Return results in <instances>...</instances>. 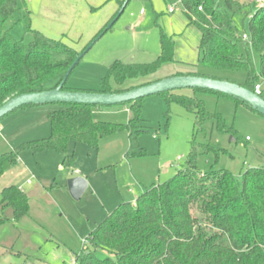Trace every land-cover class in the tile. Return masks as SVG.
I'll list each match as a JSON object with an SVG mask.
<instances>
[{"label":"rangeland","instance_id":"rangeland-1","mask_svg":"<svg viewBox=\"0 0 264 264\" xmlns=\"http://www.w3.org/2000/svg\"><path fill=\"white\" fill-rule=\"evenodd\" d=\"M124 0H20L19 11L6 23L15 41L30 44L29 30L53 41H62L81 53L115 17ZM245 2L247 0H238ZM261 1V0H259ZM252 2V9L259 6ZM262 2V1H261ZM222 5V0H217ZM175 13H170V10ZM145 15L141 16L140 12ZM249 10L236 15L240 35L248 34ZM162 30L175 42V63L167 64L148 80L159 82L177 74H187L198 64L200 33L188 26L179 0H130L124 13L74 69L66 87L76 92H98L101 82L115 62L150 64L161 53ZM100 36V35H99ZM259 74V56L249 51ZM222 77L243 83L245 75L223 73ZM136 82H127L123 88ZM53 83L46 85L51 88ZM262 86L264 99V81ZM113 91L120 90L114 80ZM192 97V90H179ZM206 112L220 116L228 129L221 132L208 120L201 132L195 128V115L178 103L169 104L163 95L145 98L142 125L148 131L138 139L145 156L127 158L130 140L127 132L103 139L96 151L84 143H70L73 163L63 162L53 150L33 153L21 150L16 167L0 180L1 192L17 186L30 200L29 215L12 221V210L0 209V264H74L78 255L90 248L88 238L119 205L132 203L153 185H161L186 169L193 145L210 146L218 152L198 150L197 165L202 173L227 170L235 178L250 168H264V117L235 100L210 93H196ZM47 104L19 109L0 121V155L24 144L50 136L48 115L61 109ZM97 122L128 124L130 105L94 108ZM180 158V161L178 159ZM85 179L87 189L80 200L69 191V182ZM32 182V185L28 184ZM132 193H129V192ZM99 257L107 253L99 250Z\"/></svg>","mask_w":264,"mask_h":264},{"label":"trees","instance_id":"trees-1","mask_svg":"<svg viewBox=\"0 0 264 264\" xmlns=\"http://www.w3.org/2000/svg\"><path fill=\"white\" fill-rule=\"evenodd\" d=\"M19 1L0 0V108L20 95L57 89L74 62L87 50L79 53L62 41L50 40L32 30H29L33 36L30 44L15 41L6 23L19 11ZM125 1L120 2V9ZM179 1L188 26L195 27L201 37L196 71L173 77L227 81L254 93L255 87L264 81V5L252 0L259 6L253 11L251 0H222V5L217 0ZM247 9V15H252L248 34L240 35L234 17ZM118 13L99 35L112 30L113 27L106 29ZM160 31L161 53L155 62H115L102 80L100 91L83 93L122 94L152 84L138 83L148 80L162 66L175 63L174 38ZM251 50L259 56V74L249 57ZM223 73L244 74L245 80L235 83L222 77ZM112 80L120 90L113 91ZM127 82L136 84L125 89ZM49 83H53L52 87L46 88ZM66 84L63 91L76 92ZM192 92V97L177 91L160 95L169 104L178 103L194 114L197 132L203 130L208 120L219 131H228L220 116L212 117L206 112L204 102L196 98L198 92L233 99L256 112L248 104L219 93ZM144 100L128 103L131 117L125 125L97 122L93 110L100 106L60 104L61 109L48 115L47 139L26 143L20 149L0 155V180L18 165L21 150L33 153L53 150L61 155L63 162L73 163L75 155L67 153L70 143H84L97 151L103 139L121 132H127L130 140L127 158L145 156L138 145L139 137L148 133L142 125ZM31 107L34 106L21 109ZM199 149L206 154L215 152L218 157V152L210 146L194 144L186 169L164 184L153 185L135 204L119 205L90 233V248L78 255L74 264H264V168H250L240 180L227 170L202 173L197 165ZM1 196L0 209L12 210V221L19 222L29 215L30 200L17 186L3 189ZM8 221L0 219V226ZM99 250L107 255L99 257Z\"/></svg>","mask_w":264,"mask_h":264},{"label":"water","instance_id":"water-1","mask_svg":"<svg viewBox=\"0 0 264 264\" xmlns=\"http://www.w3.org/2000/svg\"><path fill=\"white\" fill-rule=\"evenodd\" d=\"M129 0L120 9L116 18L110 23L106 30H110L117 20L124 13ZM100 35L81 56L74 62L70 70L66 74L63 82L53 91L39 92L32 94H24L8 101L0 108V121L11 113L25 106H43L47 104H74L89 105L94 107H115L136 102L137 100L164 94L167 92L179 90H205L215 92L237 99L248 104L256 113L264 117V99L256 96L253 92L245 89L237 84L227 81H219L211 78L195 77V76H178L168 78L159 82L152 83L147 86L136 88L132 91L122 94H97L83 92H67L63 91L64 85L69 79L70 74L80 64L81 59L93 48ZM87 189L85 179H74L69 182V191L75 200H80Z\"/></svg>","mask_w":264,"mask_h":264},{"label":"built area","instance_id":"built-area-1","mask_svg":"<svg viewBox=\"0 0 264 264\" xmlns=\"http://www.w3.org/2000/svg\"><path fill=\"white\" fill-rule=\"evenodd\" d=\"M261 1H259V0L257 1V3L259 4V6H263L264 5V0H261ZM174 12H175V10H173V9L170 10V13H174ZM141 14H144V11H142ZM246 39H247V37L244 36V40H246ZM254 94L256 96H259V97H261L263 95V91H262V86L261 85H257L255 87ZM178 161H180V158L178 159ZM28 184L29 185H32V182L31 181H28Z\"/></svg>","mask_w":264,"mask_h":264},{"label":"crops","instance_id":"crops-1","mask_svg":"<svg viewBox=\"0 0 264 264\" xmlns=\"http://www.w3.org/2000/svg\"><path fill=\"white\" fill-rule=\"evenodd\" d=\"M119 5H120V2H119ZM141 12H142V10H141ZM141 12H140V15L141 16H143V15H145V12H144V14H141ZM175 13V12H174ZM174 13H172V14H174ZM187 20V19H186ZM190 27H193V26H190ZM200 37H201V35H200ZM199 43H200V41H199ZM198 48H199V46H198ZM198 55H199V50H198ZM199 59V58H198ZM194 68V67H193ZM196 71V69L194 68V70L191 72V71H189V72H187V74H190V73H193V72H195ZM129 193H132L131 191L129 192ZM136 200H137V198H136ZM136 202V201H135ZM135 202H134V204H135Z\"/></svg>","mask_w":264,"mask_h":264}]
</instances>
